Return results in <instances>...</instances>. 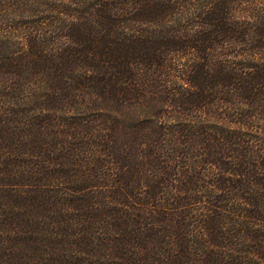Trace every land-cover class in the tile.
Returning a JSON list of instances; mask_svg holds the SVG:
<instances>
[{
  "label": "trees",
  "instance_id": "1",
  "mask_svg": "<svg viewBox=\"0 0 264 264\" xmlns=\"http://www.w3.org/2000/svg\"><path fill=\"white\" fill-rule=\"evenodd\" d=\"M0 264H264V0H0Z\"/></svg>",
  "mask_w": 264,
  "mask_h": 264
}]
</instances>
